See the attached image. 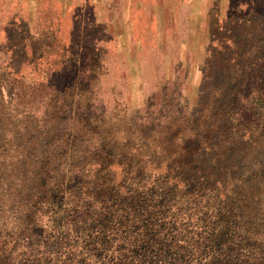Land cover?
<instances>
[{
    "label": "trees",
    "instance_id": "obj_1",
    "mask_svg": "<svg viewBox=\"0 0 264 264\" xmlns=\"http://www.w3.org/2000/svg\"><path fill=\"white\" fill-rule=\"evenodd\" d=\"M244 6L215 38L195 106L159 99L110 114L89 97L92 82H72L74 47L72 66L23 92L26 121L0 145V174L35 197L26 225L0 239V264H107L150 251L170 264H264V0ZM81 134L90 143L72 161Z\"/></svg>",
    "mask_w": 264,
    "mask_h": 264
},
{
    "label": "rangeland",
    "instance_id": "obj_2",
    "mask_svg": "<svg viewBox=\"0 0 264 264\" xmlns=\"http://www.w3.org/2000/svg\"><path fill=\"white\" fill-rule=\"evenodd\" d=\"M244 1L0 0V145L9 141L11 124L26 121L18 98L33 92L30 85L44 81L48 69L72 66L66 61L73 47L72 82H92L89 97L110 114L136 115L159 99L195 106L207 60L221 46L215 38L234 27L229 14L246 8ZM89 143L78 135L71 160ZM2 159L10 164L8 155ZM1 179L0 239L26 225L27 199L35 197L32 187L18 192ZM107 264L170 263L150 251Z\"/></svg>",
    "mask_w": 264,
    "mask_h": 264
}]
</instances>
